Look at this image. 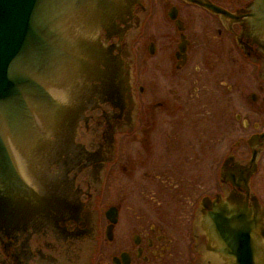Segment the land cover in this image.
Listing matches in <instances>:
<instances>
[{
	"label": "flooded vegetation",
	"instance_id": "af4514ba",
	"mask_svg": "<svg viewBox=\"0 0 264 264\" xmlns=\"http://www.w3.org/2000/svg\"><path fill=\"white\" fill-rule=\"evenodd\" d=\"M253 2L122 1L101 37L130 70L132 120L110 105L90 113L102 167L45 170L41 195L46 172L61 177L71 212L0 229V264L254 260L230 209L215 207L256 198L264 209V32Z\"/></svg>",
	"mask_w": 264,
	"mask_h": 264
},
{
	"label": "water",
	"instance_id": "95a60500",
	"mask_svg": "<svg viewBox=\"0 0 264 264\" xmlns=\"http://www.w3.org/2000/svg\"><path fill=\"white\" fill-rule=\"evenodd\" d=\"M122 1L0 0V229L34 223L42 211L65 216L70 190L47 172L52 165L100 170L90 113L110 105L132 120L130 70L101 37L114 27ZM250 7L264 32V0ZM45 170L51 180L41 195ZM233 201L215 207L230 209L234 232L253 251L252 262L239 264H264V209L256 198L250 206ZM218 224L209 227L216 245Z\"/></svg>",
	"mask_w": 264,
	"mask_h": 264
}]
</instances>
